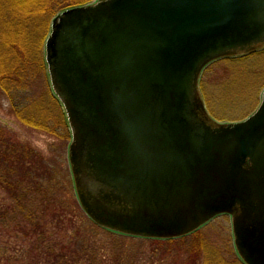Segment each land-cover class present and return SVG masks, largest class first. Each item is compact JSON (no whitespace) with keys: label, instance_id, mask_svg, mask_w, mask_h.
Returning <instances> with one entry per match:
<instances>
[{"label":"water","instance_id":"95a60500","mask_svg":"<svg viewBox=\"0 0 264 264\" xmlns=\"http://www.w3.org/2000/svg\"><path fill=\"white\" fill-rule=\"evenodd\" d=\"M263 46L264 0H96L55 16L44 62L95 225L162 240L226 214L238 257L264 264V90L234 123L197 91L208 63Z\"/></svg>","mask_w":264,"mask_h":264},{"label":"trees","instance_id":"16d2710c","mask_svg":"<svg viewBox=\"0 0 264 264\" xmlns=\"http://www.w3.org/2000/svg\"><path fill=\"white\" fill-rule=\"evenodd\" d=\"M95 1L0 0V18L4 17L8 23L5 27L0 21V87L17 114L18 104L35 75L34 69L42 67L31 49H37L46 30L44 25L64 9ZM36 22L39 28H35ZM33 105L38 108L37 102ZM34 121L38 124L35 128L49 131L50 122L44 119L39 122L38 118ZM8 135L0 129V190L5 194V200L0 203V264H107L110 260L115 264H134L135 250L123 247L115 251L103 244L97 246L84 235L87 227L95 235L99 231L121 241L125 238L149 243L180 240L135 238L96 226L80 208L74 187L71 198L65 194L64 184L55 177V166L38 150Z\"/></svg>","mask_w":264,"mask_h":264},{"label":"rangeland","instance_id":"374dc122","mask_svg":"<svg viewBox=\"0 0 264 264\" xmlns=\"http://www.w3.org/2000/svg\"><path fill=\"white\" fill-rule=\"evenodd\" d=\"M56 15L44 25L46 30L37 49H31L32 56L39 63L42 62V67L33 71L35 75L30 79L24 99L18 104L20 113L14 111L11 100L0 87V129L10 134L13 140L27 143L38 150L47 162L55 166V177L64 184V192L71 198L73 184L67 160L70 136L64 112L50 89L44 62V44ZM0 21L3 26H8L4 17ZM34 26L40 27L37 22ZM263 90L264 49L243 57L216 60L202 71L197 82L198 95L206 114L217 123H234L246 119L257 109ZM30 101L37 102L38 108L33 103L29 106L27 103ZM40 107H43V113ZM21 117L29 126L22 122ZM36 118L39 122L43 119L50 122L49 131L35 128L38 126L34 124ZM4 200L5 194L0 190V203ZM92 232L88 227L84 229V235L97 246L103 244L115 251L123 247L135 250L137 253L132 256L135 258L134 264H243L233 248L228 216L215 218L199 232L174 242L149 243L129 238L121 241L106 233L98 231L95 235ZM107 254L110 255V252L107 251ZM107 264L115 263L110 260Z\"/></svg>","mask_w":264,"mask_h":264},{"label":"flooded vegetation","instance_id":"af4514ba","mask_svg":"<svg viewBox=\"0 0 264 264\" xmlns=\"http://www.w3.org/2000/svg\"><path fill=\"white\" fill-rule=\"evenodd\" d=\"M258 49H264V46H263V47H260V48H258Z\"/></svg>","mask_w":264,"mask_h":264}]
</instances>
